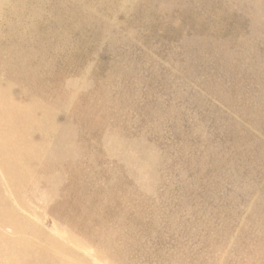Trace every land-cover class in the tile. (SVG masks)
Masks as SVG:
<instances>
[{
  "label": "rangeland",
  "instance_id": "rangeland-1",
  "mask_svg": "<svg viewBox=\"0 0 264 264\" xmlns=\"http://www.w3.org/2000/svg\"><path fill=\"white\" fill-rule=\"evenodd\" d=\"M0 40L58 129L48 162L1 149L37 228L90 264H264V0H0Z\"/></svg>",
  "mask_w": 264,
  "mask_h": 264
},
{
  "label": "bare ground",
  "instance_id": "bare-ground-1",
  "mask_svg": "<svg viewBox=\"0 0 264 264\" xmlns=\"http://www.w3.org/2000/svg\"><path fill=\"white\" fill-rule=\"evenodd\" d=\"M20 46H22L21 43ZM16 49L18 50L19 47L9 48L7 45L4 46V43L0 40V119H3L5 123L4 127L2 125L3 123L0 124V131L5 129L7 133V141L5 140L7 144H3L0 141V175L3 174L4 162L5 160L7 161L2 153L3 149L10 150L14 148L18 150L22 148L27 152L34 153V155L37 154L41 162H48L50 160L52 143L58 137V129L55 126V119L53 118L51 107L38 101H34L32 105L26 102L21 103V101L15 99L14 95L12 96L11 92L13 91L11 88L13 86L10 85V80L15 81L16 79L10 74L5 75L4 72L7 71L9 64L2 58V55L13 53ZM24 97L29 99L27 95H24ZM2 108L3 111H1ZM5 183L8 184L6 181ZM6 192L7 194L0 189V204L2 213L4 214L0 219V264L11 255H19V251L11 249V247L24 244L27 238L48 246V258L45 264H90L79 254L61 245L56 239L37 228L36 223L34 224L28 219L27 216H33L34 212L33 206L28 201H32L31 199H28L26 196L25 198L20 197L10 186H8ZM2 220L4 221L2 222ZM11 232V235L7 234ZM69 235L72 240H75L73 232L69 231Z\"/></svg>",
  "mask_w": 264,
  "mask_h": 264
}]
</instances>
